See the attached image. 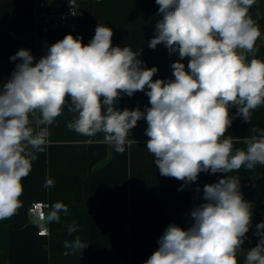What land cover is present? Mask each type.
Here are the masks:
<instances>
[{
    "label": "clouds",
    "instance_id": "clouds-1",
    "mask_svg": "<svg viewBox=\"0 0 264 264\" xmlns=\"http://www.w3.org/2000/svg\"><path fill=\"white\" fill-rule=\"evenodd\" d=\"M162 14L148 46L163 43L178 51L187 68L173 63L174 80L152 79L158 69L144 68L138 53L112 46L113 32L98 25L84 45L72 34L52 44L33 65L29 50L10 59L16 64L0 88V220L23 206V178L37 153L48 143L49 128L68 105L76 113L67 127L84 136L104 134L117 153L125 151L130 130L146 119L147 150L159 173L195 182L201 172L231 173L264 165V129L245 137L244 149H234L226 136L232 124L230 109L251 122L252 111L264 105V60L257 59L261 30L250 15L256 0H155ZM246 53H251L249 60ZM148 89L150 107L144 111L114 107L121 94ZM39 113L37 127L30 116ZM43 126V127H40ZM54 185L46 178L44 187ZM198 190V189H197ZM205 203L191 211V227L170 224L158 249L145 264H238V252L252 221V205L243 199L240 179L226 176L204 186ZM47 212L33 208L34 222H59L68 206L56 202ZM76 231L75 224L68 234ZM258 244L248 250L245 264H264V222L256 226ZM64 246L73 252L86 245L79 236Z\"/></svg>",
    "mask_w": 264,
    "mask_h": 264
},
{
    "label": "crops",
    "instance_id": "crops-1",
    "mask_svg": "<svg viewBox=\"0 0 264 264\" xmlns=\"http://www.w3.org/2000/svg\"><path fill=\"white\" fill-rule=\"evenodd\" d=\"M80 7L78 30L52 32L44 49L38 39L33 0H0V88L22 62L10 59L19 50H29L35 65L52 44L68 34L82 38L87 45L100 24L112 30V46L129 47L138 53L142 67L158 69L154 81L174 80L172 65L177 61L190 71L189 58L181 60L178 51L170 53L163 43L155 49L148 46L156 35V23L162 19L155 0H81ZM250 15L262 33L255 57L264 60V0H256ZM245 55L252 58L251 53ZM147 91L132 96L122 93L114 107L144 111L151 106ZM229 114L232 124L225 135L233 137L234 149H244L243 139L255 134L251 128L264 129V108L261 114L258 109L252 111L250 123L238 116L234 107ZM75 116L66 105L47 126L46 150L37 153L30 173L22 180L23 206L11 218L0 220V264H145L170 224L184 230L191 227V211L205 203L204 186L226 176L240 179L243 199L252 205L251 226L238 252V264H245L246 252L261 238L255 233L256 226L264 222V165L231 173L201 172L195 182L185 184L159 173L147 150L146 119L130 130L121 154L105 142L103 133L89 137L69 129L67 124ZM38 119L39 113L30 116L34 128ZM46 178L54 181L52 187H44ZM36 201L68 206L58 223H47L50 234L46 237L38 236V223L28 213ZM72 224L76 231L69 235ZM77 236L86 247L73 252L64 242Z\"/></svg>",
    "mask_w": 264,
    "mask_h": 264
},
{
    "label": "built area",
    "instance_id": "built-area-1",
    "mask_svg": "<svg viewBox=\"0 0 264 264\" xmlns=\"http://www.w3.org/2000/svg\"><path fill=\"white\" fill-rule=\"evenodd\" d=\"M34 16L37 26V34L40 44L47 49L49 36L54 31L78 30L81 0H33ZM41 205V210L47 212L48 205L42 201L33 202L29 209V215L35 219L33 208ZM49 206V205H48ZM38 236L46 237L50 234V227L45 221H38Z\"/></svg>",
    "mask_w": 264,
    "mask_h": 264
},
{
    "label": "trees",
    "instance_id": "trees-1",
    "mask_svg": "<svg viewBox=\"0 0 264 264\" xmlns=\"http://www.w3.org/2000/svg\"><path fill=\"white\" fill-rule=\"evenodd\" d=\"M263 108H264V105H262V106H260V107L257 108L258 109V114H261L262 113Z\"/></svg>",
    "mask_w": 264,
    "mask_h": 264
}]
</instances>
